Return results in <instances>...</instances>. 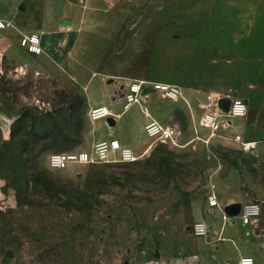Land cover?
Masks as SVG:
<instances>
[{
	"label": "rangeland",
	"instance_id": "1",
	"mask_svg": "<svg viewBox=\"0 0 264 264\" xmlns=\"http://www.w3.org/2000/svg\"><path fill=\"white\" fill-rule=\"evenodd\" d=\"M77 2L83 8L91 5ZM165 2L104 0L96 16L86 13L71 26L78 17L67 0L65 10L59 1H48L58 23L54 33L67 39L53 44L47 57L29 53L23 37L6 38L9 23L0 27V264H173L194 257L197 246L214 264H237L251 245L264 253V230L253 232L240 214L226 221L224 206L209 207L212 194L224 205L257 201L262 205L257 220L264 227V139L253 153L231 141L247 132L244 118L212 136L201 124L205 113H222L212 99L199 110L200 125L182 95L178 99L183 107L162 122L179 127L178 145L149 139L140 150L126 146L138 156L134 161L64 169L49 165L54 152H91L104 140L100 137L111 139L122 130L121 121L111 133L106 118H90L86 93L123 111L132 83H159L154 69L157 6ZM121 6L129 8L127 25L120 21ZM110 18L116 20L113 25ZM92 33L97 41L90 39ZM79 36H85L83 41L77 42ZM80 53L84 61L76 68ZM185 70L184 84L190 78ZM83 81L89 83L86 90ZM157 92L142 95L167 98ZM147 140L138 130L131 139L136 144ZM197 221L208 223V236L195 234ZM223 227L222 234L233 239L215 238Z\"/></svg>",
	"mask_w": 264,
	"mask_h": 264
},
{
	"label": "crops",
	"instance_id": "2",
	"mask_svg": "<svg viewBox=\"0 0 264 264\" xmlns=\"http://www.w3.org/2000/svg\"><path fill=\"white\" fill-rule=\"evenodd\" d=\"M44 1L43 8L39 10L42 0H0V21L9 23L10 29L6 30V38L9 40L20 41L22 37L32 32L41 31L43 53L47 57L54 50L53 44L67 39L66 34L54 33L58 23L56 24L50 15V11L54 8L49 6L48 1L51 3L59 1L60 10H65L66 6L63 4L65 0ZM77 1L79 0H67V8L76 10L78 17L71 26L85 19L86 13L96 16L97 5L104 2V0H86L87 3L91 2V5L83 8ZM121 11V24L127 25L129 8L121 6ZM157 13L159 22L155 37L154 69L160 79L158 82L179 87L187 106L193 111L196 125H200L199 110L211 99L216 102V106L220 105L219 101L222 98H229L231 101L244 100L248 105V113L243 117L247 132L243 135L239 134L247 140L258 141L259 144V140L264 139V0H168L157 6ZM110 19L113 25L116 20ZM84 37L79 36L77 42L83 41ZM91 38L97 41L99 36L92 33ZM93 47L95 49L96 46ZM83 57L85 54L76 55L74 65L76 68L82 67ZM184 69H186L184 73L190 75L189 83L185 84L181 79ZM199 75L201 78L199 83L192 81V78L196 80ZM89 83L83 81L82 89L86 90ZM157 93L161 94V92ZM86 95L91 107L104 104L117 116L115 124L110 126L111 133H115L121 121L122 130L112 138H117L124 146L136 150H140L149 142L150 138L144 127L150 120L170 121L174 110L184 105L179 101L181 97L178 101H168L164 96V99L161 98L162 94L160 97L159 94L158 97L145 94L139 98L138 103L133 104L134 106L117 111L116 107L106 103L103 98L90 100L89 93ZM0 118H3L1 111ZM137 130L147 135L146 142L132 143L131 139ZM100 139L109 138L103 136ZM228 205L218 203L217 206L221 210L224 206L225 211ZM252 225L250 230L253 232L264 230L258 220ZM223 230L224 227L216 233L218 236L215 235V238L233 239L225 237L222 234ZM247 241L251 245L250 241ZM197 248L198 251L192 254L195 255L194 257L178 258L173 264H214L200 252L198 246ZM216 248L219 249L218 246ZM251 248L240 256L237 264L242 257L253 258L254 264H264V253L259 254L252 245Z\"/></svg>",
	"mask_w": 264,
	"mask_h": 264
},
{
	"label": "built area",
	"instance_id": "3",
	"mask_svg": "<svg viewBox=\"0 0 264 264\" xmlns=\"http://www.w3.org/2000/svg\"><path fill=\"white\" fill-rule=\"evenodd\" d=\"M5 23L0 21V27H5ZM21 44L25 49L32 54L39 55L43 50L42 37L37 33H33L22 38ZM153 88L156 91H161L170 99L178 100L181 97V91L178 86L171 84L140 82L138 86L132 85L130 93H125L126 105L125 108L139 101L142 91L145 88ZM248 113V105L244 100H232L228 111L222 109V113L207 112L201 118V123L208 129L212 136H217L222 128H230L234 125L233 119L243 118ZM89 116L92 120L108 119L109 117L116 118L112 110L104 105L99 104L93 106L89 111ZM222 117V118H221ZM149 138L156 142L176 144L180 136V129L174 123H162L157 120H150L144 127ZM225 138H230L225 136ZM231 141L239 145V148L245 152H253L258 144V141L247 140L241 134L236 133L231 137ZM138 159L135 152L119 141L117 138L104 139L98 141L93 148V151H65L54 152L49 158V165L53 169H64L71 164L95 163L96 161L111 162L116 160L134 161ZM211 207L218 205V198L212 194L209 198ZM262 205L257 201L242 204L240 217L244 224H253L257 217L260 216ZM225 220H229V215L225 212ZM194 231L197 236H208L210 234V226L206 221H197L194 224ZM239 264H254L249 257H242Z\"/></svg>",
	"mask_w": 264,
	"mask_h": 264
},
{
	"label": "water",
	"instance_id": "4",
	"mask_svg": "<svg viewBox=\"0 0 264 264\" xmlns=\"http://www.w3.org/2000/svg\"><path fill=\"white\" fill-rule=\"evenodd\" d=\"M149 90H153L152 88H145L143 91H142V94H144L145 92L149 91ZM230 103H231V100L229 98H222L220 99L219 101V104L220 106L222 107V109L224 111H228L229 109V106H230ZM108 123L110 125H114L115 124V118L113 117H109L107 119ZM241 206L242 204L241 203H232V204H229L228 206L225 207V212L231 216V217H235L237 216L239 213H240V210H241Z\"/></svg>",
	"mask_w": 264,
	"mask_h": 264
},
{
	"label": "bare ground",
	"instance_id": "5",
	"mask_svg": "<svg viewBox=\"0 0 264 264\" xmlns=\"http://www.w3.org/2000/svg\"><path fill=\"white\" fill-rule=\"evenodd\" d=\"M140 82H143V81H140ZM161 84H167V83H161ZM132 85L138 86L139 83H138V82L132 83V84H131V87H132ZM138 102H139V101H138ZM138 102H137V103H138ZM131 106H134V105H133V104L130 105L129 107H127V109L130 108ZM201 124H202V123H201ZM177 142H178V140H177ZM178 144H179V142H178ZM249 258H251V257H249ZM251 259L253 260V258H251ZM253 261H254V260H253Z\"/></svg>",
	"mask_w": 264,
	"mask_h": 264
}]
</instances>
